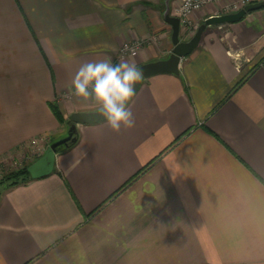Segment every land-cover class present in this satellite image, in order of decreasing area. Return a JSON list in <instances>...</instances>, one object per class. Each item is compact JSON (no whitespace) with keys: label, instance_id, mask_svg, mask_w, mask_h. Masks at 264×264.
Instances as JSON below:
<instances>
[{"label":"crops","instance_id":"1","mask_svg":"<svg viewBox=\"0 0 264 264\" xmlns=\"http://www.w3.org/2000/svg\"><path fill=\"white\" fill-rule=\"evenodd\" d=\"M242 1L195 12L180 39ZM179 4L0 0V173L67 135L50 102L99 110L73 95L82 64L167 59ZM179 71L142 82L134 127L77 125L56 171L0 194V264H264V8L207 27Z\"/></svg>","mask_w":264,"mask_h":264},{"label":"clouds","instance_id":"2","mask_svg":"<svg viewBox=\"0 0 264 264\" xmlns=\"http://www.w3.org/2000/svg\"><path fill=\"white\" fill-rule=\"evenodd\" d=\"M143 72L135 62L113 64L110 58L82 64L72 80L73 95L84 102H94L109 127L120 132L134 127L133 114L127 107L135 96V86Z\"/></svg>","mask_w":264,"mask_h":264},{"label":"water","instance_id":"3","mask_svg":"<svg viewBox=\"0 0 264 264\" xmlns=\"http://www.w3.org/2000/svg\"><path fill=\"white\" fill-rule=\"evenodd\" d=\"M264 8V0L251 2L240 8L239 10L226 13L222 15H214L207 18L195 31L187 41L180 39V20L178 17L170 14V7L164 12L165 20L172 25V41L174 48L171 51L170 56L167 59L159 60L155 62H149L139 66V69L143 72L142 80L135 86V93L141 86L142 82L153 75L160 73H173L179 74L180 62L189 54H191L196 48H198L202 35L207 27L213 25H223L236 23L241 21L248 13L260 10ZM106 121L101 115L100 111L91 112H74L70 115L68 123L67 135L54 141L45 151V153L36 160L33 164L28 166V172L32 178H39L41 176L48 175L53 172L55 166L56 150L58 147L68 145L70 141H74V134L77 130V125L94 124Z\"/></svg>","mask_w":264,"mask_h":264},{"label":"trees","instance_id":"4","mask_svg":"<svg viewBox=\"0 0 264 264\" xmlns=\"http://www.w3.org/2000/svg\"><path fill=\"white\" fill-rule=\"evenodd\" d=\"M242 81H243V80H241V82H242ZM241 82H239V83L237 84V86H239V84H240ZM237 86H236V87H237ZM236 87H235V88H236ZM49 107H50V109L52 110V112H53V114L55 115V117L58 119V121H59L61 124L65 125V126H67V127L70 126V124L68 123V120H69V119H68V118H65V116L63 115L62 110H61L60 105H59V103H58L57 100H55V101H53V102H50V103H49ZM188 133H189V131L186 132V133L183 134V135L185 136V135H187ZM74 137H75V140H74V141H70V142L68 143V145H63V146L58 147L57 150H56V154H57V153H64V152H66V151L72 149V148L78 143V141H79V139H80V132H79L78 129L76 130V132H75V134H74ZM178 139H179V138H178ZM178 139H177V140H178ZM177 140L174 141V143L177 142ZM27 168H28V166H25V167L22 168V169L14 170V171H11V172H9L8 174L4 175V176L0 179V194H1L5 189H9V188H12V187H15V186L21 185V184H27L28 182H30L31 180H33L34 178H32V177L30 176V174H29ZM54 168H55V166H54ZM144 170H145V168H143V169H142L137 175L141 174ZM53 171H56V169H54ZM137 175H136V176H137ZM136 176H135V177H136ZM135 177H134V178H135ZM134 178H132L130 181H128V183L125 184L123 188L127 187V185H129V184L133 181ZM123 188H122V189H123Z\"/></svg>","mask_w":264,"mask_h":264},{"label":"built area","instance_id":"5","mask_svg":"<svg viewBox=\"0 0 264 264\" xmlns=\"http://www.w3.org/2000/svg\"><path fill=\"white\" fill-rule=\"evenodd\" d=\"M220 1L222 0H182L176 10V17H178L180 20V26H185L187 27V30H190L193 26L191 18L196 11H199L208 5ZM139 46V43H133V45L124 44L120 52L122 53V56H125L130 52V50H132L131 52H133V50H135Z\"/></svg>","mask_w":264,"mask_h":264},{"label":"rangeland","instance_id":"6","mask_svg":"<svg viewBox=\"0 0 264 264\" xmlns=\"http://www.w3.org/2000/svg\"><path fill=\"white\" fill-rule=\"evenodd\" d=\"M223 1V0H222ZM257 1H261V0H251V1H247V0H244V1H242L241 2V4H236V2H232L231 3V5L227 8V9H230V8H233L234 10L232 11V12H235V11H237V10H239L240 8H242L243 6H245L246 4H248V3H251V2H257ZM182 2V0H180V3ZM228 11H230V10H228ZM197 12V11H196ZM231 12V13H232ZM227 13H230V12H227ZM192 20V19H191ZM185 27V26H184ZM183 27V28H184ZM187 27H185V29H186ZM197 30V29H196ZM191 31V30H190ZM186 32H187V29H186ZM195 32V31H194ZM194 32H192L191 34H190V36H188V39L191 37V36H193V34H194ZM187 39V40H188ZM133 43H139L140 44V46H141V41H137V42H127V43H124V44H131V45H133ZM123 44V45H124ZM123 45L121 46V48H120V50L122 49V47H123ZM139 46V47H140ZM139 47H137L135 50H133V52L134 51H136ZM120 50H119V53H118V55H119V57L120 58H122V57H126V55H128V54H130V53H132L131 51L132 50H130V52L128 53V54H126L125 56H122V53L120 52ZM78 129V128H77ZM65 137V136H64ZM34 145L36 144V142L35 143H33ZM11 166H12V170H10L9 172H11V171H14V170H19V169H22V168H24L25 166L22 164V161L21 160H19V159H15V160H13V162H12V164H11ZM11 168V167H10ZM3 171H4V169H3ZM6 175V174H5ZM1 176H4V175H2L1 173H0V179L2 178Z\"/></svg>","mask_w":264,"mask_h":264}]
</instances>
